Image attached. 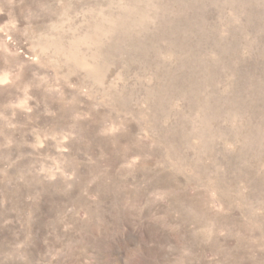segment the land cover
<instances>
[{"label":"rangeland","instance_id":"obj_1","mask_svg":"<svg viewBox=\"0 0 264 264\" xmlns=\"http://www.w3.org/2000/svg\"><path fill=\"white\" fill-rule=\"evenodd\" d=\"M0 264H264V0H0Z\"/></svg>","mask_w":264,"mask_h":264}]
</instances>
